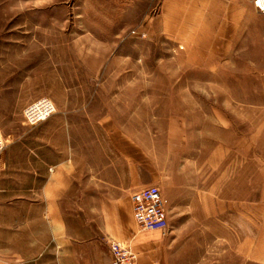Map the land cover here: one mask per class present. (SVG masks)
<instances>
[{"label": "rangeland", "instance_id": "374dc122", "mask_svg": "<svg viewBox=\"0 0 264 264\" xmlns=\"http://www.w3.org/2000/svg\"><path fill=\"white\" fill-rule=\"evenodd\" d=\"M182 1L179 10L172 0L171 18L152 20L162 0H137L135 21L130 11H110L124 0H0L5 143L33 133L36 125L23 117L32 102L49 97L58 106L75 99V69L96 53L91 48L105 54L109 44L102 60L111 92L103 112L116 132L138 143L143 157L147 152L160 178L152 185L163 189L162 165L172 149L184 179L209 182L211 172L230 168L237 198L248 185L256 192L264 182V18L243 0ZM99 20L117 30H93ZM150 21V28L164 23L168 30H149ZM194 234L193 226L160 231V241L171 238L170 258L152 264H245L227 244L187 241Z\"/></svg>", "mask_w": 264, "mask_h": 264}, {"label": "crops", "instance_id": "0c3cea01", "mask_svg": "<svg viewBox=\"0 0 264 264\" xmlns=\"http://www.w3.org/2000/svg\"><path fill=\"white\" fill-rule=\"evenodd\" d=\"M124 2L110 11H130L137 21V0ZM182 2L178 0L179 10ZM171 3L162 0L152 20L171 18ZM242 4L254 6L264 18L254 0ZM101 20L92 22L93 30H117L112 21ZM151 23L149 30H168L164 23L150 28ZM108 48L106 44L105 54L102 47L91 48L89 53H96L75 69V99L59 103L32 134L6 139L0 173V264H112L106 243L111 239L129 242L139 264L170 258L171 238L160 241L158 230L140 232L134 219L132 193L160 178L146 161L147 152L143 150V157L138 143L116 132L103 112L111 92L102 60ZM171 150L161 174L169 228L180 232L193 226L195 234L187 241L227 244L245 264H264V182L253 194L247 184V194L237 198L234 170L211 172L209 182L197 175L184 179ZM207 232L210 238L203 239Z\"/></svg>", "mask_w": 264, "mask_h": 264}, {"label": "built area", "instance_id": "2783aa9c", "mask_svg": "<svg viewBox=\"0 0 264 264\" xmlns=\"http://www.w3.org/2000/svg\"><path fill=\"white\" fill-rule=\"evenodd\" d=\"M255 6L264 14V0H254ZM57 111L56 103L49 97H42L29 104L23 112L27 125L34 126L47 121ZM6 143L0 131V167ZM134 219L140 231L167 232L169 222L166 200L157 185L136 190L131 195ZM112 264H138V256L128 242L110 240Z\"/></svg>", "mask_w": 264, "mask_h": 264}]
</instances>
